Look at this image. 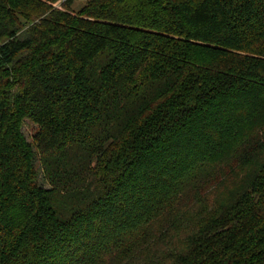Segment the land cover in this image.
<instances>
[{
	"label": "trees",
	"instance_id": "1",
	"mask_svg": "<svg viewBox=\"0 0 264 264\" xmlns=\"http://www.w3.org/2000/svg\"><path fill=\"white\" fill-rule=\"evenodd\" d=\"M58 1L0 0V264H264V0Z\"/></svg>",
	"mask_w": 264,
	"mask_h": 264
},
{
	"label": "rangeland",
	"instance_id": "2",
	"mask_svg": "<svg viewBox=\"0 0 264 264\" xmlns=\"http://www.w3.org/2000/svg\"><path fill=\"white\" fill-rule=\"evenodd\" d=\"M88 1L90 0H74L72 9L77 12L80 8L85 6ZM61 5L59 6V4L57 5L56 3V7H58L59 9H61L62 7ZM37 131H38V127L33 122L29 120H26L24 122L23 133L28 141H32V138ZM37 168L39 170V162L37 163ZM39 184L46 189L49 188L41 169L39 170Z\"/></svg>",
	"mask_w": 264,
	"mask_h": 264
},
{
	"label": "built area",
	"instance_id": "3",
	"mask_svg": "<svg viewBox=\"0 0 264 264\" xmlns=\"http://www.w3.org/2000/svg\"><path fill=\"white\" fill-rule=\"evenodd\" d=\"M67 1H68V0H59L58 3H57V5L59 4V6H60L61 4L65 3V2H67Z\"/></svg>",
	"mask_w": 264,
	"mask_h": 264
}]
</instances>
